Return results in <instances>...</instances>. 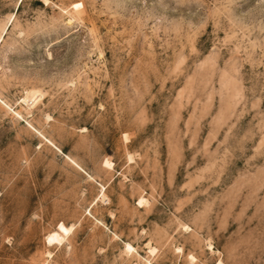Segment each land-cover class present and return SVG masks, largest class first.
I'll return each instance as SVG.
<instances>
[{"label": "rangeland", "instance_id": "rangeland-1", "mask_svg": "<svg viewBox=\"0 0 264 264\" xmlns=\"http://www.w3.org/2000/svg\"><path fill=\"white\" fill-rule=\"evenodd\" d=\"M0 264H264V0H0Z\"/></svg>", "mask_w": 264, "mask_h": 264}, {"label": "bare ground", "instance_id": "bare-ground-1", "mask_svg": "<svg viewBox=\"0 0 264 264\" xmlns=\"http://www.w3.org/2000/svg\"><path fill=\"white\" fill-rule=\"evenodd\" d=\"M71 230V229H70ZM69 231V229L68 228H66L63 232H62V234L63 233H67ZM68 234V233H67ZM49 237V236H48ZM58 235L56 234V233H51V236H50V241H57L58 240ZM48 240V241H49ZM60 241H61V238H60ZM63 241V240H62ZM50 243V242H49ZM61 243V242H60ZM55 244V243H54ZM128 248H130L131 249V247L127 244L126 245ZM127 250V249H126Z\"/></svg>", "mask_w": 264, "mask_h": 264}]
</instances>
